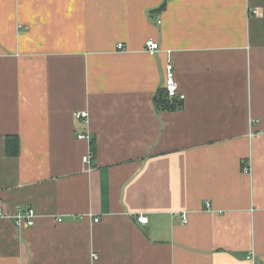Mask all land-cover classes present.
<instances>
[{
  "label": "crops",
  "instance_id": "crops-1",
  "mask_svg": "<svg viewBox=\"0 0 264 264\" xmlns=\"http://www.w3.org/2000/svg\"><path fill=\"white\" fill-rule=\"evenodd\" d=\"M0 210V264H264V0H0Z\"/></svg>",
  "mask_w": 264,
  "mask_h": 264
},
{
  "label": "built area",
  "instance_id": "built-area-1",
  "mask_svg": "<svg viewBox=\"0 0 264 264\" xmlns=\"http://www.w3.org/2000/svg\"><path fill=\"white\" fill-rule=\"evenodd\" d=\"M158 24L160 21L157 22ZM118 48H122V44H118ZM159 50V46L156 42L149 41L146 43V51L150 55H155ZM162 90L164 91L166 97L169 100H177L179 102L184 101L185 96L179 92L178 84L175 80L174 70L171 62L167 63L164 69V80L162 84ZM88 114L87 112H78L76 113V118L83 119L84 123L87 121ZM78 139L81 140H89L90 136L89 134H80L78 135ZM90 156L83 157L84 162H88ZM247 170V169H246ZM208 206V205H207ZM4 214L0 210V218H4ZM13 220L15 226L21 227V226H28L32 227L34 224L35 219V212L32 209H24V210H17L16 214L11 217ZM187 219L186 214L182 215V222L185 223ZM59 222L61 220H58ZM136 221L139 222L141 225H144L147 223L148 218L144 215H138L136 217ZM94 222H98V218L94 219ZM247 259L252 264H258L255 261V256L253 253H251L249 256H247Z\"/></svg>",
  "mask_w": 264,
  "mask_h": 264
},
{
  "label": "trees",
  "instance_id": "trees-1",
  "mask_svg": "<svg viewBox=\"0 0 264 264\" xmlns=\"http://www.w3.org/2000/svg\"><path fill=\"white\" fill-rule=\"evenodd\" d=\"M180 104L179 101L177 100H169L164 91L161 95V97L159 98V100H157L156 105L158 108L160 109H173L175 106H178ZM19 151V146H18V140L15 137H10L6 140V153L7 155H11V156H15L18 154Z\"/></svg>",
  "mask_w": 264,
  "mask_h": 264
}]
</instances>
